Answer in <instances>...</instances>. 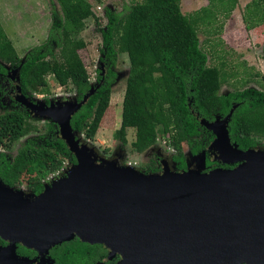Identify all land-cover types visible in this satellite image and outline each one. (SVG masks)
I'll use <instances>...</instances> for the list:
<instances>
[{
  "label": "trees",
  "instance_id": "obj_1",
  "mask_svg": "<svg viewBox=\"0 0 264 264\" xmlns=\"http://www.w3.org/2000/svg\"><path fill=\"white\" fill-rule=\"evenodd\" d=\"M57 1L61 11H53L48 40L31 49L24 60L12 39L0 28V80L5 82L7 78L5 64L21 66L23 93L29 96H34L36 90L48 93L47 77L52 75L61 86L72 85L81 100L92 85L80 54L88 43L78 35L87 20L92 19L102 35L101 60L108 75L72 117L73 128L86 139L96 137L110 105L116 80L112 68L121 52L129 56L130 71L121 126L114 136L127 145V130L133 128L131 145L137 153L154 146L158 138H166L175 149L173 158L178 166L186 167L184 142L188 141L191 152L198 154L215 139V134L200 119L213 121L218 115L224 117L234 105L237 106L228 126L232 142L247 150L264 139V72L255 73L261 88L246 87L221 94L224 74L218 66L209 64L197 20L184 14L181 0H141L122 11L107 6L105 26L89 0ZM219 1L228 11L227 16L237 4V0ZM258 1L264 6V0ZM3 82L0 81V92ZM26 136L14 156L6 152ZM0 146L6 150L0 154V178L10 186L25 185L34 193L43 191L45 178L51 172L61 170L67 161L77 163L60 136L58 125L49 120L40 127L22 106L6 107L0 113ZM158 169L156 164H149L146 171Z\"/></svg>",
  "mask_w": 264,
  "mask_h": 264
},
{
  "label": "water",
  "instance_id": "obj_2",
  "mask_svg": "<svg viewBox=\"0 0 264 264\" xmlns=\"http://www.w3.org/2000/svg\"><path fill=\"white\" fill-rule=\"evenodd\" d=\"M24 60V59H23ZM16 100L59 127L77 163L67 176L37 194L0 178V264L17 260L16 243L48 249L78 236L123 256L122 264H264V148L232 142L228 115L200 122L215 134L209 151L234 167L207 170V149L197 169L145 172L102 157L81 142L72 117L95 93L81 100H33L20 85L21 66L11 69ZM192 153V152H191ZM1 154V153H0Z\"/></svg>",
  "mask_w": 264,
  "mask_h": 264
},
{
  "label": "rangeland",
  "instance_id": "obj_3",
  "mask_svg": "<svg viewBox=\"0 0 264 264\" xmlns=\"http://www.w3.org/2000/svg\"><path fill=\"white\" fill-rule=\"evenodd\" d=\"M89 1L100 23L105 26L108 22L105 16L107 6L116 11H122L125 8L128 9L132 3L141 0ZM181 7L190 19L197 20L199 38L203 49L209 54V64L218 66L224 74L225 81L220 93L228 94L246 87L261 88L258 82L260 78L255 76V73L264 72V6L258 0H237V4L228 16V11L224 9L219 0H181ZM54 9L61 11L57 0H0V28L7 37L12 39L22 59L31 49L48 40ZM249 24H253L251 29L247 28ZM78 36L88 43L86 48L80 50V54L90 75L91 85L95 86L98 67H100L102 35L97 30L94 21L89 19L85 29ZM15 68L11 66V69ZM114 71L116 80L112 85L111 102L96 137L90 140L81 134V142L93 147L102 157L117 159L122 164H129L145 172H147V165L160 166L163 164V159L167 160L172 170L177 169V162L167 155L175 154V152L170 148L172 146L169 143L164 145L163 138L143 153H137L131 145L135 135L133 128L127 130V145L115 138L114 133L121 126L123 100L130 71V59L127 53H119ZM10 79V87L15 86L16 91L17 82L13 71L10 73ZM47 81L49 92L42 94L36 90L33 100L42 101L50 98L53 101L64 102L77 98L72 85L61 86L52 75L47 77ZM31 115L40 127L49 121L34 113ZM27 137L15 143L11 150L6 151L0 146V153L6 151L14 156ZM257 146L264 148V139H259ZM213 153L216 156L219 154L218 151ZM184 154L188 168L195 170L203 165V157L199 158L191 153V145L188 141L184 142ZM66 163L65 167L68 165ZM69 170L66 168L67 172ZM66 171L51 172L45 181L51 183L67 176ZM21 188L28 191L25 185Z\"/></svg>",
  "mask_w": 264,
  "mask_h": 264
},
{
  "label": "flooded vegetation",
  "instance_id": "obj_4",
  "mask_svg": "<svg viewBox=\"0 0 264 264\" xmlns=\"http://www.w3.org/2000/svg\"><path fill=\"white\" fill-rule=\"evenodd\" d=\"M102 56L103 55L101 54L100 67H98V75L95 79L96 87L100 85V82H104L103 77H106L108 75V68L106 64L101 60ZM112 70L115 73L114 67L112 68ZM114 76L116 79V73ZM9 79L10 76L7 72V78L5 82H3V80H0L1 82H3V92H0L1 111H4L6 107L7 108H11L13 106L25 107L16 100L17 89L15 91V86L13 88L10 87L11 79L10 80ZM44 100L47 102V104H50L51 102L50 98H45ZM27 110L31 114L30 110L29 109ZM213 152L214 151H209V150L207 151V168H206L207 170H211L217 167L228 168L237 165V163H235L234 165L223 163L217 158V156ZM167 155L174 160L173 153ZM67 163L68 165L66 167L64 165V167L61 170L66 171V168H68L69 170L74 165L72 161H67ZM157 167L159 169L156 172H162L163 164H161L160 166L157 165ZM187 169H188V163L186 167H179L177 162V169L175 170L184 171ZM47 183L48 181L47 182L44 181V189H45V184ZM3 241L4 242L0 240V244L2 246L6 247L9 245V241L6 240ZM15 252L18 256L17 257L18 259L12 260L11 264H122L123 263V256L121 255L120 252L113 251L112 248L108 247L105 244L89 243L82 241L78 236H75L70 240H65L55 244L51 246L48 249V251H39V250L31 249L19 242L16 243Z\"/></svg>",
  "mask_w": 264,
  "mask_h": 264
},
{
  "label": "built area",
  "instance_id": "obj_5",
  "mask_svg": "<svg viewBox=\"0 0 264 264\" xmlns=\"http://www.w3.org/2000/svg\"><path fill=\"white\" fill-rule=\"evenodd\" d=\"M161 138L162 137L158 138V142L160 141ZM163 139H164L163 141L164 145L168 144V140L166 138H163ZM170 148H172V150L175 152V149L173 147H170Z\"/></svg>",
  "mask_w": 264,
  "mask_h": 264
}]
</instances>
